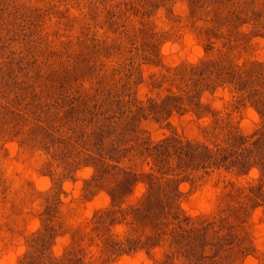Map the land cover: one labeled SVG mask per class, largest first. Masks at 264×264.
Returning <instances> with one entry per match:
<instances>
[{
  "label": "rangeland",
  "instance_id": "rangeland-1",
  "mask_svg": "<svg viewBox=\"0 0 264 264\" xmlns=\"http://www.w3.org/2000/svg\"><path fill=\"white\" fill-rule=\"evenodd\" d=\"M262 85L264 0H0V264H264Z\"/></svg>",
  "mask_w": 264,
  "mask_h": 264
},
{
  "label": "trees",
  "instance_id": "trees-1",
  "mask_svg": "<svg viewBox=\"0 0 264 264\" xmlns=\"http://www.w3.org/2000/svg\"><path fill=\"white\" fill-rule=\"evenodd\" d=\"M203 63H201V64H203ZM210 64H215V63L211 62V63H209V65ZM198 67L201 68V65L198 66ZM195 68H196L195 69L196 73H198L197 67H195ZM201 72L202 71H200L199 73H201ZM212 72L216 73V67H214V69H213ZM227 74L229 75V77L230 76H233V78H231V79H233L232 81H234L235 84H238V80L240 81V79H241L240 82H246V83H247V81L248 82H251V81L254 80V79L250 78V75L249 74H245L244 77H242L243 76L242 75L243 74L242 72H240V74H238V72H235V73L234 72H232V73L231 72H228ZM221 76L222 75L218 76V78H220ZM234 77H236V78H234ZM191 79H192V77H190V81L189 82H191ZM254 82H255V84H257L256 80ZM254 82H253V84H254ZM194 84L197 85L196 82ZM189 88H190L189 91H192V90L195 91V89H196V88H193L192 89V87H190V86H189ZM260 92H263L264 93V85H262V90H260ZM260 97H261V99L255 98V101H256V104H258V103L261 104V108H258V109L260 110L261 114L264 116V95L263 96L260 95ZM262 129H264V127ZM244 140H246V139L244 138ZM257 142H259V141H257ZM257 148L260 150V152L258 154H256L255 156H254V154H252L253 156L251 155L249 158L247 156L246 162L243 161L242 163H244V162L247 163L250 158H252V159L253 158H258L259 159L258 161H261L258 165L260 166L261 170L263 171L264 170V156H263L264 155V144H260V145L257 144ZM192 149L194 150V153H195L194 156L197 157L198 156V154L196 152L197 149H195V148H192ZM132 150H135L136 151V156L144 155V153H148V156H149L150 153H151V151H152L151 148L150 147L148 148L147 145L146 146H141V147H136V145H134L133 148H132ZM178 154H179V156H181L182 149H180V151H178ZM134 155H135V153H134ZM192 156H193V154H192ZM210 156L212 157V159L215 158L212 154ZM161 157H162V155H159V156H157V158H154V160H153V166L150 169V171L149 170H146L142 174H139L138 175L137 172H135V170L131 169V170L126 171V172L123 171L124 174H127L128 175V176L126 175L128 178H126L124 176V174H123L122 178H119L118 177V178H116V179L113 180V182L115 183V188L118 189V192L115 193V194H113L114 201H115V200H119L120 198H122V195L127 194V193H130L132 191L134 185L136 184L138 178L139 177L140 178L141 177H144V179H142V178L141 179L144 180L145 183L147 184V191H146L147 192L146 193L147 195L145 196L144 200L142 201V203H143L142 205H143V207H145V210H144L145 213H142V215H145L146 216V218L148 220V223L150 225L149 226L150 228L153 227V224H154L155 220L158 219L157 215L160 214V210L161 209H163V211L164 210H167V209L170 208L169 205L171 206V204H172L173 207H174V205L176 203L175 200L172 201L171 192H170L169 189H167V187L169 186V182L172 181L170 179V175H172L173 172H176V170H175V168H173L174 167L173 161H169L166 158H161ZM220 158H218V159L220 161H222ZM205 159L204 158L201 159L199 161V163L200 162H203V164L206 165L207 159L206 160ZM194 161L195 160H193V162ZM258 161H256V162H258ZM256 162H252V164H248L247 166H253V165L256 164ZM232 163L233 162L231 161V164ZM243 167H246V166H243ZM100 168H102V166H100ZM123 170H125V169H123ZM171 170H173V171L170 172ZM130 176H132V178H129ZM171 178H174V177H171ZM156 202L158 204H161L162 205L161 206L162 207L161 209H156V207L154 206L156 204ZM173 207L171 209H173ZM133 208L135 210L136 217H139L138 216V211L141 209V207L138 206V207H133ZM175 208H176V206H175ZM123 210L124 209H122V208L121 209H118V210H114V212H113L114 218H112V221L109 222V223L110 224H112V223L114 224V222L117 221L116 219H118L119 215L122 213L121 211H123ZM176 214L179 216V213L178 212H176ZM156 223H157V225L160 224L158 222H156ZM209 224L211 225V224H215V223L214 222H209ZM208 229L209 228H206V231ZM156 231H157L156 234H159V235L163 234L162 233V229H160L158 227H156ZM206 231H205V233H206ZM112 241H113V239H112ZM113 242H114V245L117 246V251L120 252L121 251L120 250V245L118 246V244L116 243V241H113ZM132 243L133 244L136 243L135 244V246H136V245H139L140 243L143 244L144 241L141 240V239H139V240L132 241ZM116 246H115V249H116Z\"/></svg>",
  "mask_w": 264,
  "mask_h": 264
}]
</instances>
